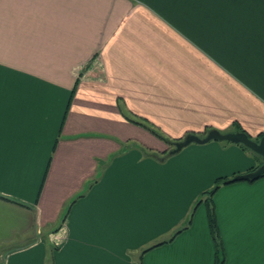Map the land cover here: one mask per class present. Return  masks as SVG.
Listing matches in <instances>:
<instances>
[{"label": "crops", "instance_id": "1", "mask_svg": "<svg viewBox=\"0 0 264 264\" xmlns=\"http://www.w3.org/2000/svg\"><path fill=\"white\" fill-rule=\"evenodd\" d=\"M143 119L264 134V0H0V264H214L194 203L260 157ZM211 202L222 264H264V178Z\"/></svg>", "mask_w": 264, "mask_h": 264}, {"label": "trees", "instance_id": "2", "mask_svg": "<svg viewBox=\"0 0 264 264\" xmlns=\"http://www.w3.org/2000/svg\"><path fill=\"white\" fill-rule=\"evenodd\" d=\"M143 120H145V119H143ZM138 124L140 126L146 128L147 130H149L154 136L161 139L166 144L167 149L160 152V154H162L161 156H165L167 154V151L169 150V148L171 149L173 147L174 142H177L180 140L179 138H176V139L167 138L165 135L160 133L156 127H154L151 123H149L146 120H145V123L140 122ZM236 131H242V130L237 129ZM253 140H256V138H254ZM224 142H227V141H224ZM234 144L238 145L241 149L250 152L252 155H254V157L259 159V156L257 154L253 153L252 151H250L248 148H246L242 144H240V143H234ZM258 165L259 164H256V165L249 167V169H247L246 172H251V171L255 170ZM257 178H264V172L261 173ZM257 178H255V179H257ZM255 179L236 180V181L252 182ZM232 182H234V181H231L230 178L217 177L214 180L213 186L202 191L194 203V205H197L199 202L202 201L204 203V205L206 206V218H207L208 231H209L210 237H211V239L213 241V245H214V264H222V262H223V250H222L221 241L219 239L218 232H217L214 213H213V209H212L211 196L220 185L228 184V183H232ZM192 209H193V206H192ZM188 221H189V218L187 219L186 223H188Z\"/></svg>", "mask_w": 264, "mask_h": 264}, {"label": "water", "instance_id": "3", "mask_svg": "<svg viewBox=\"0 0 264 264\" xmlns=\"http://www.w3.org/2000/svg\"><path fill=\"white\" fill-rule=\"evenodd\" d=\"M208 140H222L231 143H240L260 157V164L255 170L234 175L230 178L231 181L255 179L264 172V134L260 135L256 140H253L243 131L220 133L213 129L208 130L203 136L189 133L184 135L181 140L174 142L173 147L169 149L167 153L172 154L191 142L203 143Z\"/></svg>", "mask_w": 264, "mask_h": 264}, {"label": "rangeland", "instance_id": "4", "mask_svg": "<svg viewBox=\"0 0 264 264\" xmlns=\"http://www.w3.org/2000/svg\"><path fill=\"white\" fill-rule=\"evenodd\" d=\"M213 184H214V181L211 182V183L208 185V188H210L211 186H213ZM208 188H207V189H208ZM202 191H204V190H202Z\"/></svg>", "mask_w": 264, "mask_h": 264}]
</instances>
